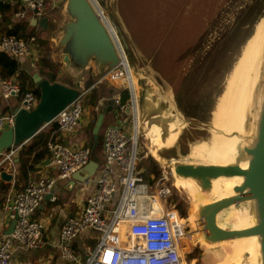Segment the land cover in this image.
Listing matches in <instances>:
<instances>
[{"label": "built area", "instance_id": "1", "mask_svg": "<svg viewBox=\"0 0 264 264\" xmlns=\"http://www.w3.org/2000/svg\"><path fill=\"white\" fill-rule=\"evenodd\" d=\"M19 1L20 5L12 16L18 20L48 18L62 9L66 2ZM89 1L109 33L107 23L113 29L114 26L102 6L97 0ZM36 27L25 38L1 35L0 51L16 59L36 54L39 26ZM109 35L118 51L117 64L99 75L94 84L79 90L77 97L53 120L59 135L58 139L47 143V159L56 169V177L30 179L22 191L5 202L7 217L10 221L15 219L16 223L10 234H5L0 224V264H11L15 246L34 249L44 245L45 224L33 218V215L47 195L55 200L52 189L56 178H71L92 159L93 146L70 144L65 138L79 125L87 94L102 83L115 88L111 100L117 110V122L106 126L102 132L103 162L93 192L86 199L81 214L69 217L60 229V257L71 264H185L184 255L190 250V238L197 241L194 237L197 233H192L178 211L166 204L171 194V187L167 183L168 173L149 179L139 166L142 156L138 149L140 116L134 74L117 34L116 40ZM123 90L128 92L125 102L121 99ZM0 94L5 100L19 96L20 85L14 77L0 75ZM38 98L33 91H26L20 98L19 108L32 110ZM14 117V113L0 115V132L14 124ZM15 151L10 149L0 165L10 159ZM88 231L93 233L96 243L86 249V256L82 259L75 253L70 241Z\"/></svg>", "mask_w": 264, "mask_h": 264}, {"label": "rangeland", "instance_id": "2", "mask_svg": "<svg viewBox=\"0 0 264 264\" xmlns=\"http://www.w3.org/2000/svg\"><path fill=\"white\" fill-rule=\"evenodd\" d=\"M97 1L114 26L122 46L123 40L126 41L141 70L136 73L132 69L141 125L138 149L142 156L139 166L149 179L168 173L167 183L171 187V194L166 204L178 211L186 225L191 227L192 233H197L194 235L197 241L190 238V250L184 255V262L221 264L230 253L220 245L209 246L203 232L198 231L203 230L198 215L202 206V191L199 193L194 187L177 183L171 166L176 160H186L191 153L196 154L193 151L200 146H203L200 151L206 150V138L211 133L202 130L197 123L209 120V113L224 90L233 64L252 32L253 24L264 11V0ZM63 14L64 11L60 9L51 15L45 38L42 39L48 41L45 53V59L50 63L48 72L53 74L55 81L70 85L73 78L63 68L57 47V27ZM125 53L128 58L126 50ZM39 62L43 63L40 58ZM83 77L84 84L91 81V86L99 75L87 70L81 81ZM158 77L166 81L168 85L165 83L164 86L172 91V108L169 106L167 111H141L142 97L146 94H153V97L157 93ZM111 88L115 90L112 85L102 83L92 89L94 98L89 104L96 101L103 103L96 111L102 112L106 100L111 99L114 92ZM155 124L161 128L160 140L150 130ZM103 130L102 127L100 136ZM174 134L177 138L170 140ZM88 136L90 140L87 144L93 146L92 132ZM100 145L101 140L94 148L97 154L100 153ZM153 153L159 158L156 159ZM153 164L158 174L150 169ZM218 220L225 227L232 226L227 211H222Z\"/></svg>", "mask_w": 264, "mask_h": 264}, {"label": "water", "instance_id": "3", "mask_svg": "<svg viewBox=\"0 0 264 264\" xmlns=\"http://www.w3.org/2000/svg\"><path fill=\"white\" fill-rule=\"evenodd\" d=\"M102 4L106 5L104 1ZM62 10L65 15L63 14L64 17L57 27V47L62 57L63 68L72 76L73 81L70 85H66L58 81L51 82L37 73L33 74L36 88L39 91L38 102L30 111L19 108V104L14 107L12 110L15 114L14 124L0 132V157L13 146L21 149L77 97L79 90L83 88L81 78L85 71L92 67L96 74L101 75L118 62V51L111 36L95 14L89 0H66ZM263 21L264 11L253 24L252 32L233 64L224 90L209 113L208 122L197 123L201 125L202 130L211 133L206 138L207 145H211L216 138L241 141L238 142L236 151L238 156L246 161V167L240 165L239 157L231 162L218 164L191 155L186 160L174 161L171 166L175 177L191 179L202 192H210L213 182L218 179L237 180L232 187L231 195L205 203L199 208L198 215L203 226V237L210 243H228L235 239L255 238V261L250 260L249 254L243 252L239 258V264H264V58L259 84H257L258 87L255 86L257 90L251 105L243 112L233 111L231 103L234 100V92L226 111L220 113L219 105L243 53L252 40L253 42L257 40V31ZM49 24L47 17L40 20L31 19L32 26H39L43 30H46ZM123 47L127 51L132 69L136 73L141 72L136 64L135 56L124 40ZM156 80L165 84L159 77ZM109 103L113 105L112 100ZM216 116L222 127L217 126ZM103 119L104 112H100L92 127L93 150L101 139L100 130L103 126ZM240 126L241 133L236 130V127ZM45 162L49 163V160ZM2 164L0 165V180L9 182L13 175L2 170ZM89 167H97L94 152L92 159L84 168ZM243 206H247L246 209L250 215L249 225L243 227L239 222L233 223L229 228L219 225L218 216L223 210L231 207L240 209ZM15 223L16 220L13 219L4 230L5 234L13 232Z\"/></svg>", "mask_w": 264, "mask_h": 264}, {"label": "crops", "instance_id": "4", "mask_svg": "<svg viewBox=\"0 0 264 264\" xmlns=\"http://www.w3.org/2000/svg\"><path fill=\"white\" fill-rule=\"evenodd\" d=\"M6 1L11 4L14 11L20 5L19 0ZM51 15L48 17L49 22L51 21ZM10 20L19 21L18 19H13L12 17H10ZM29 20L31 22V19ZM35 28L37 27L34 26L33 31ZM37 54L38 51L32 56L18 58L17 61L19 63L20 70H23L33 76V74L39 69V66L37 65ZM88 70L91 74L95 73L92 67ZM84 78L85 77H83L81 81L82 87L84 85ZM164 82L166 83V81ZM157 83L159 85V89L153 97H151L153 94H146L142 97L141 111H167L169 108L172 91H169L167 87L158 81ZM111 90L113 89L111 88ZM110 100L111 99L106 100V103L103 105V129L106 126L117 122V110L114 105L109 103ZM19 101V96H13L5 100L0 94V115L12 113V110L17 104H19ZM102 104V102L97 101L94 102V104H88L86 102L80 123L76 130L65 138L66 142L70 144L88 143L90 140L88 135L89 133L91 134L97 115L101 112L96 110H99ZM51 128L52 123L46 125L44 131L50 130ZM31 140L32 139L27 141L22 147L28 148ZM12 149H16V151L12 154L10 159L3 162L1 167L2 170H5L13 175L12 180L9 182L0 180V224L4 230L11 222L4 210L6 200L14 194L22 191L28 180L42 176L56 177L57 174L56 169L49 163L45 162L48 160V155H46L42 161L33 164V169L24 175L21 170V160L23 158L22 154L24 153L25 155V151L20 150L18 146H13L11 150ZM8 152L9 151H6L2 154L0 157V163L4 159L5 154ZM94 157L97 159V167L83 168L69 179L56 178L55 185L52 189V194L56 197L55 200H51L50 196L48 197L47 195L33 215V218L40 220L45 224L44 245L40 248L34 249H21L20 247L15 246L12 253L11 264H71L64 261L59 254L60 229L69 217H77L81 214L86 199L93 192L96 186V180L103 162L101 147L99 154H97L94 150ZM92 234L93 233L91 231H88L78 235L70 241L71 247L82 259L86 256V249L93 247L96 243Z\"/></svg>", "mask_w": 264, "mask_h": 264}, {"label": "bare ground", "instance_id": "5", "mask_svg": "<svg viewBox=\"0 0 264 264\" xmlns=\"http://www.w3.org/2000/svg\"><path fill=\"white\" fill-rule=\"evenodd\" d=\"M109 33L113 36L116 40L115 30L109 26ZM257 40L253 42V40L249 43L248 48L243 53L242 58L240 59L239 63L237 64L235 71L233 72L230 81L228 82V86L225 90L224 95L222 96L220 105H219V112L228 109L231 95L234 92V100L231 103V108L233 111H245L252 103L253 96L257 90L259 84V78L261 76V69L263 63V51H264V21L261 22L259 26V30L257 31L256 35ZM255 37V38H256ZM253 42V43H252ZM151 80V79H150ZM136 83V82H135ZM257 85L256 89L255 86ZM138 86V85H137ZM255 89V91H254ZM254 91V93H253ZM233 93V94H234ZM161 97V96H160ZM168 102V101H167ZM171 107V106H170ZM226 111V110H225ZM168 115H165V117ZM242 116V114H241ZM164 118V117H163ZM215 122L218 123V117L216 116ZM172 125V124H171ZM220 126L218 123L217 126ZM141 126V125H140ZM222 127V125L220 126ZM171 127H169L170 129ZM173 129V127H172ZM150 130L157 134V139L160 140L161 128L158 125H152ZM236 130L239 133L242 132L241 126ZM170 135V134H169ZM175 135V134H174ZM173 136V135H172ZM170 140H174L176 135ZM167 140V138H166ZM169 142V141H168ZM238 139L226 140L222 138L214 139L211 145H206L205 149L200 151L203 146H200L199 149L196 148L193 152L196 154L191 153V156L194 157H201L203 160L207 162H215L218 164H224L233 161L235 158L239 157V163L242 167H246V161L243 160L236 151L238 146ZM196 144V143H195ZM204 144V143H203ZM194 146V145H193ZM199 147V146H198ZM193 149V148H192ZM152 150V149H151ZM156 151V150H155ZM156 159L159 157L152 154ZM206 156V157H205ZM237 161V159H236ZM175 177V176H174ZM177 183L181 184V186L188 185L194 187L198 192L199 189L191 179H183L180 177H176ZM237 182L236 179H218L217 181L213 182L212 190L209 193L199 192L202 195L201 198V205L208 203L215 199H220L222 197H226L232 194V187ZM176 185V184H175ZM177 188V185H176ZM213 195V196H211ZM195 204V203H194ZM247 206H243L240 209L235 207H231L229 209H225L223 211H227L230 217V220L233 223L239 222L241 223L240 226L245 227L246 225L250 224V215L246 209ZM199 207L195 208L196 210ZM220 215V214H219ZM219 217V216H218ZM219 225L225 227L223 223L219 222ZM229 228V227H225ZM203 232V231H202ZM222 246V249H225L228 253L225 258H223L221 264H239V258L242 256L243 252L249 254V259L255 261V238H241L235 239L231 242H219V243H210L208 242L209 246ZM220 248V247H219ZM209 250V249H208ZM220 250V249H219ZM218 250V251H219ZM215 253V252H214ZM223 255V254H222ZM218 260V259H217Z\"/></svg>", "mask_w": 264, "mask_h": 264}, {"label": "trees", "instance_id": "6", "mask_svg": "<svg viewBox=\"0 0 264 264\" xmlns=\"http://www.w3.org/2000/svg\"><path fill=\"white\" fill-rule=\"evenodd\" d=\"M14 9L10 3L6 0H0V36L1 35H12L17 38H25L29 34L32 33L34 26L31 25L29 19H22L19 21H11L10 17L13 16ZM45 30L41 27L36 32V48L38 51V59H41L42 64L40 62L37 65L39 69L37 72L42 78L49 79L51 82L55 81L53 74L49 70L50 63L45 59L46 48L48 46V41L44 35ZM0 75L5 78L14 77L16 81L20 85V94L19 97L26 91H33L39 97V91L36 88L33 76L20 70L19 63L17 59L6 52L0 51ZM91 81L85 82L83 88L89 87ZM92 91V90H91ZM91 91L86 96V102L89 104L90 101L93 100L94 94ZM128 98V92L123 90L121 93L122 102H125ZM57 124L53 121L52 128L47 131H41L37 135H35L28 148L22 147L20 150L25 151L23 158L21 160V170L24 175L27 172L33 169V164L39 163L42 161L46 155L49 154L47 143L49 141L56 140L59 132L57 130ZM28 149V150H27ZM25 157V158H24ZM141 161V159H140ZM155 174H158V169L156 165H152L150 168ZM149 178V177H147ZM1 189V188H0ZM3 189V187H2Z\"/></svg>", "mask_w": 264, "mask_h": 264}]
</instances>
